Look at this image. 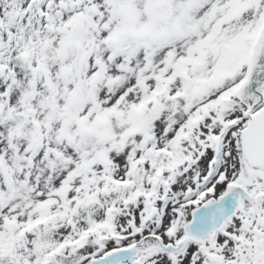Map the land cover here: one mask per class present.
<instances>
[{"label":"snow or ice","instance_id":"snow-or-ice-1","mask_svg":"<svg viewBox=\"0 0 264 264\" xmlns=\"http://www.w3.org/2000/svg\"><path fill=\"white\" fill-rule=\"evenodd\" d=\"M0 264H264V0H0Z\"/></svg>","mask_w":264,"mask_h":264}]
</instances>
